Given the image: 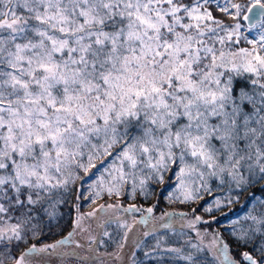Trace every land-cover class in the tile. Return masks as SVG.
Listing matches in <instances>:
<instances>
[{"label": "snow or ice", "instance_id": "snow-or-ice-1", "mask_svg": "<svg viewBox=\"0 0 264 264\" xmlns=\"http://www.w3.org/2000/svg\"><path fill=\"white\" fill-rule=\"evenodd\" d=\"M0 264H264V0H0Z\"/></svg>", "mask_w": 264, "mask_h": 264}, {"label": "rangeland", "instance_id": "rangeland-1", "mask_svg": "<svg viewBox=\"0 0 264 264\" xmlns=\"http://www.w3.org/2000/svg\"><path fill=\"white\" fill-rule=\"evenodd\" d=\"M161 207H162V208L164 207L163 203L161 204Z\"/></svg>", "mask_w": 264, "mask_h": 264}]
</instances>
